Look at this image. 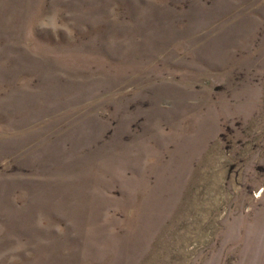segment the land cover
<instances>
[{
	"label": "rangeland",
	"instance_id": "374dc122",
	"mask_svg": "<svg viewBox=\"0 0 264 264\" xmlns=\"http://www.w3.org/2000/svg\"><path fill=\"white\" fill-rule=\"evenodd\" d=\"M0 264H264V0H0Z\"/></svg>",
	"mask_w": 264,
	"mask_h": 264
}]
</instances>
